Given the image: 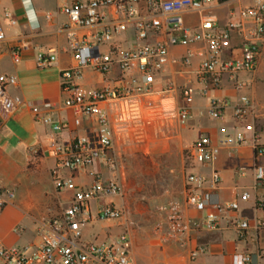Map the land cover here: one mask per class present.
Segmentation results:
<instances>
[{
	"label": "crops",
	"instance_id": "crops-1",
	"mask_svg": "<svg viewBox=\"0 0 264 264\" xmlns=\"http://www.w3.org/2000/svg\"><path fill=\"white\" fill-rule=\"evenodd\" d=\"M77 0H0V22L4 28L5 39L0 41V75H13L16 83L7 87L11 97H18L19 103L8 117L0 119V182L14 191V199L0 211V247L20 248L31 251L39 237L38 223L56 215L66 207L73 191L55 187L51 170L56 159L47 150L53 143L66 145L76 137H82L88 130L97 128L94 118L76 115L64 105L68 93L62 90L60 72L75 64L69 49L62 25L68 16L59 11L64 4ZM251 0H212L201 13L182 14L185 25L197 27L202 15H211L223 27L237 20L236 11ZM9 11L17 18V24L9 25L3 12ZM107 21L114 18L109 8ZM50 14V18H46ZM122 17V14H118ZM101 26H97L100 28ZM91 29H80V35L88 34ZM239 38L232 36L231 45L221 53L228 59L237 54ZM111 44L123 49L137 46L133 24L130 22L125 31L113 35ZM20 47L19 59L15 61L12 48ZM109 45L100 47L107 53ZM203 44L189 47L172 46L169 60L156 76L155 93L140 103L139 118L128 125L125 131H118L110 124L113 148L107 157L115 160L116 170L106 165L105 159L95 160L91 166L73 174L62 171L64 178L71 176L78 188H87L95 174L104 179H118L125 188V198L112 196L117 207L126 208V214L119 220L94 231L93 220L82 230L83 242H110L127 228L130 232L131 264H232L234 254L246 252L251 255V264H264V227L257 228V222H264V209L256 207L257 200L264 196L263 188H256L254 181L253 156L251 143L254 129L264 116V62H260L254 73H238L233 78L223 74L220 83L213 87L211 77L198 79L196 72L201 60L192 55L190 64L181 63V57L188 51L197 52ZM39 54L54 55L50 64L41 66ZM122 73L113 66L107 77L87 67L77 83L85 89L120 84ZM191 87L196 100L191 104V114L184 122L168 118L163 112L165 106L173 108L182 103L180 90ZM171 87L169 94L163 92ZM207 87L211 98L227 101L220 118L210 117L209 102L203 99L202 90ZM246 95L253 103L254 110L244 119H236L234 106L239 97ZM39 107V118L31 112V106ZM101 109L109 110L103 102ZM40 117H50L66 128L54 131ZM201 134L210 138L211 144L218 149L216 159L211 165L200 166L191 161L188 149ZM243 135L245 142L235 144L234 139ZM228 139L232 140L226 142ZM32 147L41 152L33 155ZM219 175L215 187L210 186L209 178L213 171ZM197 173L207 178L205 188L210 193L211 210L221 218L218 231H196L187 235L186 241H178L168 235L169 204L179 206L185 219H199L206 211L198 212L186 203V177ZM138 191L139 194L136 192ZM242 193L248 199H240ZM133 195V196H132ZM146 199L147 206H135V197ZM134 197V198H133ZM236 201L234 211L215 206H225ZM95 202L92 203L95 214ZM246 221L249 225L243 237H239L231 221ZM110 239V241H108ZM198 250L196 258L190 260V252ZM0 264L1 259H0Z\"/></svg>",
	"mask_w": 264,
	"mask_h": 264
},
{
	"label": "built area",
	"instance_id": "built-area-1",
	"mask_svg": "<svg viewBox=\"0 0 264 264\" xmlns=\"http://www.w3.org/2000/svg\"><path fill=\"white\" fill-rule=\"evenodd\" d=\"M212 0H77L72 4H64L59 11L68 16L62 25L67 43L72 52L75 64L60 72L62 90L68 93L64 105L76 115L94 118L98 127L90 129L82 137L74 138L66 145L53 143L47 150L56 159L51 170L55 187L58 191L72 189L73 195L68 205L56 215L38 223V243L30 252L20 248L0 247L2 264H131L130 232L125 228L116 239L110 242H83L82 230L96 220H119L125 215L123 207L115 206L107 197L116 196L122 199L123 185L116 179H104L95 174L87 188H78L71 176L64 178L62 171L70 175L89 167L97 159H105L106 165L116 170L114 159L107 157L113 148L110 124L115 129L125 131L140 115V103L152 97L156 92V76L169 60V49L172 46L189 47L201 43L203 49L194 52L188 50L181 63L188 66L191 57H201L196 76L206 80L211 77L210 84L217 86L223 74L234 77L238 73H254L258 67L261 47L264 45V1L257 0L251 5L241 6L236 11L237 20L220 27L211 15H202L197 27L185 25L182 14L187 12L201 13ZM109 8L114 18L107 21ZM121 13L122 17L118 14ZM3 18L9 25L17 24V18L9 11L3 12ZM50 18V14H46ZM133 24L136 39L140 42L135 47L123 49L111 44L113 35L125 31L128 23ZM97 26H101L97 28ZM80 29H91L88 34L80 35ZM239 38L237 54L228 59L221 53L230 47L232 36ZM5 39L4 28L0 22V41ZM108 44L107 53L100 47ZM20 47L12 48V56L19 59ZM54 59L51 54H39L38 62L46 66ZM113 66H118L122 77L120 84L111 86L105 83L100 88L85 89L77 83L87 67L107 77ZM16 83L13 75H0V119L5 120L12 113L20 99L11 97L6 89ZM171 87L163 92L169 94ZM207 94V87L202 95ZM181 105L176 108L165 106L164 113L168 118L184 122L190 117L193 101V89L183 87L180 90ZM103 102L109 104V110L101 109ZM227 101L212 98L208 112L213 118H220ZM31 112L39 118V107L32 105ZM254 110L252 101L241 95L234 106L236 119H244ZM45 124H50L54 131L66 128L65 124L54 122L50 117H40ZM232 141L228 139L226 142ZM235 144L245 142L243 135L234 139ZM251 143L254 150L253 170L256 188L264 189V116L259 128L254 129ZM30 152L37 155L39 147H32ZM191 161L200 166L211 165L217 157L218 149L214 147L206 134H201L188 149ZM207 178L197 173H189L186 177V203L198 212H205L199 219H185L178 205L169 204L164 207L168 212V235L178 241H186L187 235L196 231L214 232L220 229L221 218L211 210L210 193L205 188ZM210 186L215 187L219 175L214 170L209 178ZM14 199V191L4 187L0 182V211ZM240 199L246 201L247 193ZM97 205L93 214L92 203ZM258 209H264V196L256 202ZM215 208L234 211L238 208L236 201ZM239 237H243L249 225L246 221H231ZM256 227H264L258 221ZM198 255V250L190 252V260ZM264 256V250L259 252ZM251 255L246 252L234 254L232 264H251Z\"/></svg>",
	"mask_w": 264,
	"mask_h": 264
},
{
	"label": "rangeland",
	"instance_id": "rangeland-1",
	"mask_svg": "<svg viewBox=\"0 0 264 264\" xmlns=\"http://www.w3.org/2000/svg\"><path fill=\"white\" fill-rule=\"evenodd\" d=\"M257 0H251L249 3H247L246 5H251V4H253V3H255ZM261 1H264V0H261ZM246 5H244V6H246ZM260 62H264V45L261 47V56H260ZM264 79V78H263ZM263 89H264V80H263ZM211 92H208L205 96L203 95L202 97H203V99H205V100H207L208 102H210V100L212 99L211 98ZM193 97H194V101L196 100V95H194L193 94ZM210 115V114H209ZM211 117V116H210ZM123 185V197H122V199L123 198H125V195H126V193H125V188H124V184H122ZM63 190H70L69 188H65V189H63ZM62 190V191H63ZM138 194H139V192L138 191H136ZM133 196V195H132ZM135 197V199H134V201H135V206L134 207H139V208H141V207H145V206H147V203H146V199L145 198H143L142 196H134ZM133 197V198H134ZM124 208V207H123ZM125 209L126 208H124V211H125ZM125 214H126V211H125ZM93 223H94V231L96 232H100V229L102 228V227H104L105 225H107V224H109L110 222L109 221H96V220H94L93 221ZM108 241H110V239H108ZM30 252V251H29Z\"/></svg>",
	"mask_w": 264,
	"mask_h": 264
},
{
	"label": "trees",
	"instance_id": "trees-1",
	"mask_svg": "<svg viewBox=\"0 0 264 264\" xmlns=\"http://www.w3.org/2000/svg\"><path fill=\"white\" fill-rule=\"evenodd\" d=\"M217 1L222 3V2H225V1H228V0H217Z\"/></svg>",
	"mask_w": 264,
	"mask_h": 264
}]
</instances>
